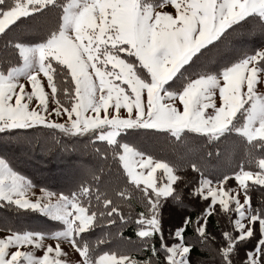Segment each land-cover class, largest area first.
Segmentation results:
<instances>
[{
  "label": "snow or ice",
  "instance_id": "snow-or-ice-1",
  "mask_svg": "<svg viewBox=\"0 0 264 264\" xmlns=\"http://www.w3.org/2000/svg\"><path fill=\"white\" fill-rule=\"evenodd\" d=\"M0 141V264H264V0H0Z\"/></svg>",
  "mask_w": 264,
  "mask_h": 264
},
{
  "label": "trees",
  "instance_id": "trees-1",
  "mask_svg": "<svg viewBox=\"0 0 264 264\" xmlns=\"http://www.w3.org/2000/svg\"><path fill=\"white\" fill-rule=\"evenodd\" d=\"M234 42L239 46L251 48V47H258L262 42V38L259 35H256L253 37L238 36V37L234 38ZM1 143H2V141H0V144ZM9 145L12 146L14 152L12 149L10 151L4 152L0 148V153H6L7 156L11 159L12 163L15 165L17 170L19 169V170H23L25 172V170L23 169V163H24V167L26 168V171H28L27 173L25 172L26 175H28L31 178H35L36 182L40 183L42 186H48L52 190H66L68 187V175L63 176V180L61 179V182H59L60 183L59 188L57 186H55L56 182H54L50 178L46 177V174L48 173V171H50V173H54L55 170L59 169L56 166V163H57L55 161L56 158H59V160L62 161V164L66 163L69 165H70V163H75L77 161L83 162L85 164L91 162V157L89 155H87L86 153H83V152L65 154L59 150H56L49 155H44L40 151V148L35 146V145H33L31 147L28 145L27 146H25V145L21 146V145H16V144H9ZM20 151H22L24 156L25 155H31L32 153H34L35 161H32V159H30V162H29V164L32 165V168H28L27 164L25 163L26 162L25 160H24V162L21 161L22 157H21V155H19ZM37 161L41 164V166H39V169L37 168V166L39 165ZM47 169H48V171H47ZM65 180H67V181H65ZM251 195L253 197V201L256 202L261 197L262 193L260 191L253 190ZM190 208L192 211H195L197 209V204H192L190 206ZM3 214H4L3 210H0V215H3ZM169 216H171V215H169ZM30 220H31V222L33 220L35 222H38L39 226L47 225L50 223L44 217L31 216V217H22L21 218V222L24 224H29ZM166 220L169 221L168 213H167ZM30 225H31V223H30ZM167 225L168 224L166 223L165 228H167ZM96 234L99 235V230H97ZM125 235L130 236L133 240L136 239L135 234L133 232V226H129L125 230ZM201 255L202 254L199 252V250H197L196 252L193 253V258L194 259L200 258Z\"/></svg>",
  "mask_w": 264,
  "mask_h": 264
},
{
  "label": "rangeland",
  "instance_id": "rangeland-1",
  "mask_svg": "<svg viewBox=\"0 0 264 264\" xmlns=\"http://www.w3.org/2000/svg\"><path fill=\"white\" fill-rule=\"evenodd\" d=\"M10 144H14V143H10ZM17 145V144H16ZM21 146H23V145H21ZM25 146H27V145H25ZM0 148L4 151V152H6V151H10L11 149L13 150V148H12V146L11 145H8V147H7V149H5L4 147H3V141H2V143L0 144ZM13 152H14V150H13ZM19 155H21V161H23L24 162V160L26 161L25 163L27 164V166H28V168H32V165H30L29 164V162H30V159H32V161H35V157H34V153H32L31 155H25L24 156V154L22 153V151H20V154ZM55 161L57 162L56 163V166L59 168V169H57V170H55V172L54 173H50V171H48V169H47V171H48V173L46 174V177H48V178H50L51 180H53L54 182H56V185L55 186H57L58 188H59V186H60V183L59 182H61V179L63 180V176H67L68 175V171H69V164H66V163H64V164H62V161H60L59 160V158H56L55 159ZM38 162V161H37ZM38 166H37V168L39 169V166H41V164L38 162ZM30 166V167H29ZM23 169L25 170V172L27 173L28 171H26V168L24 167V163H23ZM19 170V169H18ZM19 171H21V173L22 174H24V175H26L25 174V172L23 171V170H19ZM28 176V175H27ZM29 177V176H28ZM29 178H31V177H29ZM31 179H33L34 180V182H36V180H35V178H31ZM65 181H67V180H65ZM197 207H198V205H197ZM167 213H168V219H169V221H171V223H167L168 225H167V228H170L171 226H172V223H174L175 222V214L174 213H172L170 210H165V212H164V217H165V220H166V217H167ZM169 215H171V216H169ZM30 223H31V225L32 226H39L38 225V222H35L34 220L31 222V220L29 221V225H30ZM50 224V223H49ZM167 228H166V230H167ZM67 250V249H66Z\"/></svg>",
  "mask_w": 264,
  "mask_h": 264
}]
</instances>
